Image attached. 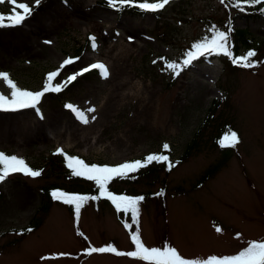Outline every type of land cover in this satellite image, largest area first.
<instances>
[{
    "label": "rangeland",
    "instance_id": "rangeland-1",
    "mask_svg": "<svg viewBox=\"0 0 264 264\" xmlns=\"http://www.w3.org/2000/svg\"><path fill=\"white\" fill-rule=\"evenodd\" d=\"M103 3L108 4L41 0L21 26L0 28V71L23 89L42 90L46 75L69 57L79 59L58 81L96 62L110 73L105 79L93 69L60 93L46 94L39 115L36 109L0 111V151L42 171L40 177L13 174L0 182V264H144L113 253L85 254L89 247L108 245L134 250L121 217L105 201H90L78 220L58 202L40 209L46 203L45 189L71 190L78 181L64 156L55 153L62 149L89 164L109 166L154 153L172 162L197 132L190 156L167 174L159 170L161 163L153 162L148 167L155 168L156 179L115 183L127 194L150 193L140 205L142 242L147 247L168 244L184 258L202 260L233 255L250 241H264L262 18L244 13L252 4L235 7V0H171L160 11L137 14ZM9 11L8 4H0V13ZM229 18L233 29H246L257 67L224 65L222 55L201 57L176 77L164 67V60L182 61L193 43L211 36L213 27L226 32ZM89 36L96 37L95 51ZM0 93L10 95L2 80ZM67 105L85 111L88 123ZM222 124L238 132L240 143L219 171L197 185L219 158L211 137ZM165 143L168 151L163 150ZM35 220L36 227L24 231Z\"/></svg>",
    "mask_w": 264,
    "mask_h": 264
},
{
    "label": "snow or ice",
    "instance_id": "snow-or-ice-1",
    "mask_svg": "<svg viewBox=\"0 0 264 264\" xmlns=\"http://www.w3.org/2000/svg\"><path fill=\"white\" fill-rule=\"evenodd\" d=\"M41 0H35L34 5L19 2V0H0V4H8L10 11L7 13H0V28L3 27H16L21 26L27 19H29L34 9L39 7ZM221 4H225L226 0H220ZM108 6L117 11L125 7H135L145 12L155 13L164 9L171 3V0H107ZM264 3V0H235L234 6L240 7L241 4H259ZM243 10V9H241ZM211 36L205 37L199 42L193 43L191 50L185 53L184 58L180 62L164 60V67L173 73V77L179 76L182 71L190 67L195 61L201 57L212 55H223L228 57L234 65L241 68L251 69L258 66V62L253 58L257 53L254 50H249L246 54L241 56H234L229 43V34L225 31H219L215 27L210 29ZM91 48L93 51L97 49V42L95 36H89ZM51 44V41H45ZM79 57H69L62 61L59 67L49 72L46 75L45 83L42 90L31 91L21 88L15 82L10 74L0 71V80H2L7 88L10 90V95L0 93V111H19L23 109H36L38 115L42 98L48 93H60L67 85L71 84L77 79L93 69L99 70L100 75L107 79L110 75L109 69L102 62L92 63L89 67H85L79 72L68 75L65 80L58 81V77L64 69L75 63ZM155 63V61H153ZM68 107L83 123H88V118L85 111L76 108L73 105ZM88 112L94 109H87ZM94 118V117H93ZM240 143L238 134L231 132L224 136L219 141L222 148H234ZM163 150L168 151L169 145L165 143ZM55 154L63 155L66 161V167L70 170L72 177L83 178L87 181L93 182L97 189V194H76L68 193L63 190H53L50 195L53 200L63 203L64 205L72 206L74 214L78 220L81 214V209L90 201H99L101 199L109 201L115 208L116 212L123 213L125 217H130L125 220L124 227L129 231V237L134 250L119 251L112 245L104 247H89L85 250L86 255L93 253H113L116 256L130 257L144 264H264V241H250L246 247H243L238 253L217 257L215 255L206 259L195 260L184 258L179 254L175 247L165 244L163 247H147L142 242L140 225L141 208L140 205L145 199L143 196H129L125 194H116L109 189V185L115 179L135 178L134 174L138 173L141 169L148 167L153 162L164 163L168 165L171 170L176 165L170 162L169 157L163 153L149 154L142 160L126 161L115 166L89 164L84 159L67 155L62 149H57ZM23 174L27 177H40L41 170H34L31 168L23 158L15 155L5 154L0 151V182H4L10 175ZM163 195V192L159 193ZM135 226V230H133ZM24 231H31L26 229ZM219 233L222 231L220 227L216 228ZM23 234V232L18 233ZM239 236V234H237ZM64 255V254H61Z\"/></svg>",
    "mask_w": 264,
    "mask_h": 264
},
{
    "label": "trees",
    "instance_id": "trees-1",
    "mask_svg": "<svg viewBox=\"0 0 264 264\" xmlns=\"http://www.w3.org/2000/svg\"><path fill=\"white\" fill-rule=\"evenodd\" d=\"M252 5L253 6H251V9H249V11L245 10L244 12L245 13L251 12V13L257 14V15H259L262 18V20L264 22V4H262V5L261 4H252ZM106 6H108V4H106ZM123 11L129 12V13H136V14L137 13H142V10H140L138 8H135V7H125L122 10H120L119 12H123ZM231 22H232V18H229L228 28H226V32H228V34H229V43H230V47H231V50L233 52V55L237 56V54H238V52H239L241 47L247 46V48H248V45H247L248 44V39H247L246 29H244V30L243 29H233V27L230 24ZM246 52L247 51L245 50L244 54H246ZM218 57H219V55H212V56H205V57H202V58L213 59L214 60V58H218ZM221 62L224 65L225 64L228 65L227 63L231 62V60L228 57L224 58V56L222 55ZM217 101H219V100H217ZM212 108H213V106L208 107V109H207L208 113H206V116L201 120L202 123L206 121V119H207V117L209 115V110H211ZM231 132H235V133L238 134V132L236 130H234L230 126H227V124H222L221 126H219L217 128L215 134L212 135V137H211L212 141L214 142V144H215L214 146H216L217 151L220 152V155H219V158H217V160L214 162V164H212L211 166H209V168H207L205 170V172L203 173L202 178L199 179L197 185L202 184L206 179H209V177H211V175L213 173H215L216 171H219L220 168L226 164L225 163L226 160L230 158V155L232 154V152H231L232 148H222V147H220L219 141L221 139H223L224 136L230 134ZM197 135H199L198 132L195 134V136L192 137V139L189 142L188 146H186V148H184L183 152L181 153L182 155L180 157H178L176 161L175 160L172 161V163H174L177 166V164H179L181 161H183V159H185V158L190 156V154H189L190 149H192L194 146H197V143H196ZM159 166H160L159 170H163L164 169L166 174L170 171L168 169V165L167 164L165 165L164 163H161ZM173 168H175V167H173ZM156 172H155V168L154 167H148L145 170H140L138 173H136L134 175L135 178H128V179H131V182L134 183V184H135L136 181L144 179V178H145V180L146 179H149V180L150 179H156V176H157ZM75 179H77L78 181H80V180L82 181L83 180V182L81 184V183H79L76 180L77 182H75L74 185L72 184V189L71 190L69 189V191L71 193L89 194V195L97 194V189H96V186H95V184L93 182L87 181V180H85L83 178H79V177H76ZM120 180H125V179H115L114 181H112L110 183L109 189L111 191H113V192L115 191V193H117V194L121 193V192L125 194V192H127L126 190L125 191L124 190L119 191L117 189V186L115 185V183L120 181ZM43 192L46 195V200L47 201L45 200L46 203L43 204V206H41L40 209L45 210L48 207V204L49 203L51 204V202H53L55 200L52 199V197H51V195L49 193V189H45ZM128 195L133 196V197L143 196L145 199L142 202H144V201H147V197L150 196V193L148 191H146V193L145 192H140V193H136V195H132V194L129 193ZM100 201H103V199H101L99 201H93V203L94 202L97 203V202H100ZM62 204L63 203H61V205ZM63 206L66 208L67 211H69L71 213H74V209H73L72 206L64 205V204H63ZM118 215L121 217L122 223H124L125 220H129V222H130V217H125L123 213H119ZM74 217H75V214H74ZM36 224H37V221L35 220L34 224L33 223L31 224L33 226H31V228L27 227L26 229L30 228L32 230L33 228L36 227ZM134 228H135V226H133V230H135ZM26 229H24V230H26Z\"/></svg>",
    "mask_w": 264,
    "mask_h": 264
}]
</instances>
